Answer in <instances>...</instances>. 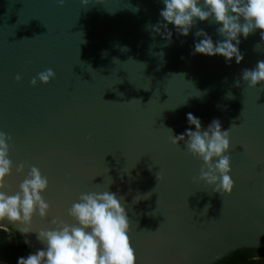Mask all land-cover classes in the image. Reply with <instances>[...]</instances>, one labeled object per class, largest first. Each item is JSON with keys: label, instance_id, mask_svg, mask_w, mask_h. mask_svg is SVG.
Segmentation results:
<instances>
[{"label": "water", "instance_id": "1", "mask_svg": "<svg viewBox=\"0 0 264 264\" xmlns=\"http://www.w3.org/2000/svg\"><path fill=\"white\" fill-rule=\"evenodd\" d=\"M164 8L163 0H0V131L12 137L14 165L25 164L6 191L15 194L33 165L50 182L47 219L37 214L28 233L3 221L28 247H46L38 231L55 227L53 218L71 222L67 209L81 193L107 189L124 197L137 264H211L231 249L264 246V85L242 79L264 60L261 30L240 36L244 60L229 64L193 54L197 30L224 39L214 17L197 19L186 37L168 24L169 44L151 27L167 23ZM48 68L55 79L33 87ZM188 113L205 130L213 119L222 130L237 125L231 195L194 183L202 161L170 142L168 129L195 131Z\"/></svg>", "mask_w": 264, "mask_h": 264}, {"label": "clouds", "instance_id": "2", "mask_svg": "<svg viewBox=\"0 0 264 264\" xmlns=\"http://www.w3.org/2000/svg\"><path fill=\"white\" fill-rule=\"evenodd\" d=\"M56 2L64 7L67 0ZM163 2L165 8L161 10L160 16L167 23L161 22L151 27L156 33L164 35L169 44L172 42V32L168 30V24L175 25L177 33L185 37L196 25L197 19L208 21L214 17L215 22L222 25L217 31L224 39L216 43L204 30L196 31L195 36L201 39L194 45V55H220L229 64L233 59L240 64L244 60L239 48L241 35L247 39L259 29L261 40L264 41V0ZM81 3L87 6L89 0H81ZM161 28L165 30L164 33L160 32ZM256 50H260V45H256ZM55 77V71L48 68L33 77L31 85L37 87L41 82L49 84ZM242 79L253 88L264 85V60L258 61L253 69H244ZM16 80L19 82L22 77L17 75ZM236 86H241L239 79L236 80ZM229 94L231 99L234 98ZM187 120L195 127V131L187 129L184 134L174 135L172 129H167L171 133L170 142L173 145L179 146L183 142L187 151L202 161L199 176H194L193 182L203 181L221 196L231 195L235 182L230 174L232 160L228 153L231 149V129L237 125L233 123L229 129L222 130L221 121L213 119L205 130L201 120L192 113L187 114ZM11 140L10 135L0 131V221L25 225L21 231L28 233L33 230L32 224L37 214L41 219H47L51 211L52 206L43 195L49 189L50 182L33 165L19 184V190L13 195L8 194L6 188L10 189V185L6 184V180L12 176L13 169L19 175L25 173L24 163L16 166L10 159ZM156 177L158 182L164 179L162 172H158ZM208 207L210 205L205 209ZM67 214L71 222L55 217L51 220L55 227L38 231L37 239L46 247L26 258L20 257L18 264H137L130 236L131 222L123 196L108 189L84 192L67 209Z\"/></svg>", "mask_w": 264, "mask_h": 264}, {"label": "trees", "instance_id": "3", "mask_svg": "<svg viewBox=\"0 0 264 264\" xmlns=\"http://www.w3.org/2000/svg\"><path fill=\"white\" fill-rule=\"evenodd\" d=\"M0 228V259L8 264H18L19 256L26 255L23 238L13 229ZM211 264H264V246L231 249Z\"/></svg>", "mask_w": 264, "mask_h": 264}, {"label": "flooded vegetation", "instance_id": "4", "mask_svg": "<svg viewBox=\"0 0 264 264\" xmlns=\"http://www.w3.org/2000/svg\"><path fill=\"white\" fill-rule=\"evenodd\" d=\"M13 228L22 238H23V240H24V243H25V247L28 249V251L26 252V255H24V256H19V258L20 257H27L29 254H32V253H34V252H36L38 249H40V248H36V247H33V246H30V247H28L27 246V244H26V242H25V237L16 229V228H14L11 224H9V223H5V222H3V221H0V228H3V229H6L7 231H9L10 232V229L9 228ZM18 258V259H19ZM0 262H2V263H4V264H8V262H6V261H4V260H2V259H0Z\"/></svg>", "mask_w": 264, "mask_h": 264}, {"label": "rangeland", "instance_id": "5", "mask_svg": "<svg viewBox=\"0 0 264 264\" xmlns=\"http://www.w3.org/2000/svg\"><path fill=\"white\" fill-rule=\"evenodd\" d=\"M34 253H35V252H34ZM0 264H4V263L0 262Z\"/></svg>", "mask_w": 264, "mask_h": 264}]
</instances>
